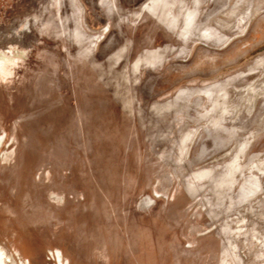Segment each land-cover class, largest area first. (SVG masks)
<instances>
[{
  "label": "rangeland",
  "instance_id": "rangeland-1",
  "mask_svg": "<svg viewBox=\"0 0 264 264\" xmlns=\"http://www.w3.org/2000/svg\"><path fill=\"white\" fill-rule=\"evenodd\" d=\"M0 52V264H264V0H0Z\"/></svg>",
  "mask_w": 264,
  "mask_h": 264
},
{
  "label": "flooded vegetation",
  "instance_id": "flooded-vegetation-1",
  "mask_svg": "<svg viewBox=\"0 0 264 264\" xmlns=\"http://www.w3.org/2000/svg\"><path fill=\"white\" fill-rule=\"evenodd\" d=\"M99 6H101V3H99ZM1 53V52H0ZM1 55V54H0Z\"/></svg>",
  "mask_w": 264,
  "mask_h": 264
}]
</instances>
